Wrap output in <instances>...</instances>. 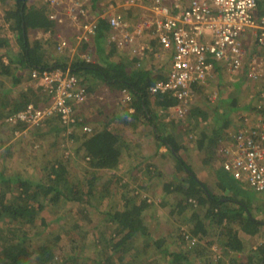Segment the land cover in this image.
Instances as JSON below:
<instances>
[{
    "label": "trees",
    "instance_id": "trees-1",
    "mask_svg": "<svg viewBox=\"0 0 264 264\" xmlns=\"http://www.w3.org/2000/svg\"><path fill=\"white\" fill-rule=\"evenodd\" d=\"M100 1L102 0H92L94 12ZM0 9L3 12V23H0V127L2 124H9L5 121V117L12 111L22 109L30 102L38 106L48 103L47 92L41 85L35 89L17 90L23 76L21 70L28 69L30 76L33 67L45 68L50 65L64 67L70 64L81 83L89 85V91L94 90L96 83L100 80L108 84L112 90L122 92L123 89H127L132 99L125 104L126 110L130 111L133 107L136 115H143L145 121L151 123L153 135L159 146L165 145L170 148V151L178 152L179 143L176 137L173 133L164 134L162 131L164 124L162 122L160 124L159 121L160 108L168 112L169 107L175 104L176 100L168 95L152 93L149 89L152 84L161 79L159 75L156 76L145 67L136 65L134 59L132 61L125 58L116 45L109 43H107L111 46L109 52L103 53L98 59L94 57L95 61L88 62L80 56H75L71 60L68 52H62L66 54L65 56L63 54V58H56L50 61L51 63H47L48 60L44 59L42 53L44 40L39 37V33L46 29L48 32L46 41H51L56 48L58 31V22L49 16L47 1L36 4L31 0H0ZM5 25L13 31L14 35L3 30L2 26ZM110 31L107 20L101 19L98 30L92 37L95 38L100 52L106 46L104 40ZM88 46L89 43L84 44L85 49H88ZM13 67L15 70L11 71ZM3 77H9L10 85H5ZM15 90L19 91L18 97L14 95ZM41 95L47 96L46 101L36 102ZM218 120L220 121V118L215 124L219 122ZM57 121H59L57 116L46 118L43 122L46 126L44 130L60 131L66 128L54 125ZM228 123L229 121H226L221 126L215 125L211 131L204 130L195 139L198 149L204 151L207 156L203 163L216 165L218 174L223 167H220V160L216 157V148L221 133ZM24 127V123H18L8 128V134L0 133L1 151L3 145L15 134V130ZM32 130L30 129L25 137ZM82 133L75 151L83 152L90 168L99 170L118 167L125 145L123 139L107 123L101 128H93L90 134ZM7 152L6 157H10L12 152L9 147ZM175 159L176 169L186 172L185 178L171 184L174 186L173 190L184 192L187 201L181 206L179 214L191 205V215L198 218L190 227V231L179 228L177 232L169 230L168 233L154 238L147 230L144 221V210L150 206L149 199L133 189L118 202L114 199L115 179L107 180L95 196L100 203L106 205L98 212L101 215L100 221L90 226L92 219H88L87 222L86 218V225L83 226L82 231L83 236L86 235L85 238L89 236L93 238L91 245L90 243L86 245L93 248L88 249V252L93 253L94 256L91 261H88L90 254L83 256L82 241H76L73 247L71 244L69 251L64 252L60 243L63 233L58 228H52V222L70 213L73 206L83 202L90 206L94 205L89 199L81 201L82 199L77 196L75 182L70 177L67 163H64L62 158L56 157L49 171L42 173V180L33 177L34 173L25 177L20 174L15 178L5 174L0 168V264H194L190 262L189 252L187 253L186 249L195 250L201 238H204L202 235L206 236L208 245L210 230L215 229V226L219 232L214 242L219 244L223 254L230 255L233 252L244 251V241L239 235L240 231L243 229L249 234H257L259 220L248 212L246 203L236 205L222 199V196L215 195V192L199 179L198 173L192 169L187 159L186 162L180 156H176ZM226 176L223 173L221 178L224 179ZM85 181L83 185L86 184L90 188V179ZM43 189L45 191L42 200L38 198V194ZM68 206L69 209L65 210ZM94 208L100 207L95 205ZM202 209L205 211L200 218L199 210ZM45 210L49 211L53 219L45 214ZM206 220L210 224H207ZM110 224L114 225V235L109 231ZM193 237L196 238L194 242ZM185 241L186 248L181 247ZM171 242L180 248L168 253ZM258 250L259 254L255 251L251 252L246 261L232 257V263L264 264V243L258 246ZM150 252H152L151 256ZM195 252L200 253L198 249Z\"/></svg>",
    "mask_w": 264,
    "mask_h": 264
},
{
    "label": "built area",
    "instance_id": "built-area-1",
    "mask_svg": "<svg viewBox=\"0 0 264 264\" xmlns=\"http://www.w3.org/2000/svg\"><path fill=\"white\" fill-rule=\"evenodd\" d=\"M46 1L52 20L61 22L66 18L75 28V42L62 38L57 43L58 51L80 50V57L88 62L93 58L83 44L96 34L101 19L107 20L111 28L110 43L120 48L130 46L140 55L144 50L137 49L136 39L151 30L163 47L172 50V58L167 76L149 89L173 97L176 103L169 109L177 117L189 113L196 87L214 75L218 63L231 76L261 82L253 112L244 113L235 130L223 134L217 156L223 168L239 183L264 191V14L256 15L258 0H106L97 3L96 12L92 0ZM144 3L150 5L153 14L135 21L120 10ZM247 31L254 35L253 49L246 46ZM30 79L44 88L49 101L42 106L30 102L5 117L11 125L25 124L23 129L15 130L16 135H26L50 116H57L69 133L77 127L86 134L93 131V126L85 123L78 113V106L89 100L90 91L70 64L33 67ZM122 92L124 100L132 99L127 89ZM195 240L193 237L192 241Z\"/></svg>",
    "mask_w": 264,
    "mask_h": 264
},
{
    "label": "rangeland",
    "instance_id": "rangeland-1",
    "mask_svg": "<svg viewBox=\"0 0 264 264\" xmlns=\"http://www.w3.org/2000/svg\"><path fill=\"white\" fill-rule=\"evenodd\" d=\"M42 1L46 0H31V2L36 4H40ZM0 23H3V12L1 9ZM2 27L4 31H9L10 34L14 35L13 31L7 28V25ZM43 47L49 52L53 50L54 44L51 43V41H46ZM167 59L168 57L166 54L159 59H156V63H159L157 65L159 72L161 71L160 65H166L168 62ZM14 70L15 67L11 69V71ZM21 72H23V76L21 82L17 86V90L35 89L38 85L31 81L28 69H23ZM18 74H20L19 71ZM8 76L10 77V75ZM9 77H3L5 79V85H10ZM220 80H223L226 85L222 86ZM237 82L239 85L233 87L232 84H236ZM96 84V86L94 85V90L90 91V96L92 95V103L90 100V103H88L85 108L80 106L81 111L79 112L82 116L84 113V117L87 115L86 118L89 120L93 128H101L103 126L104 123L101 119L105 117L104 115L113 118V121L109 126L123 139L125 145L124 153L118 167L115 169L99 170L90 168L88 159L84 157L83 152L75 151L81 140L79 137L81 135L79 129L74 130L71 133H69L66 128H63L60 131L54 129L48 131L44 130L46 126L45 124H42L30 131L26 137L25 135L14 134L8 139L0 152V168L5 174L11 175L15 178L20 174L23 175L22 177H25L34 173L35 176L33 177L42 180V173H47V171H49L52 162L56 161L54 160L56 157L62 158L64 163H67L70 170V177L75 182L77 196L82 199L81 201L89 199L94 205L90 206L89 204H83L86 202L77 204L78 206H73L70 213L65 211L67 213L66 215H63L59 220H54L52 222V228H58L63 233L60 243L63 246L62 249L64 252L69 251L71 244L73 247L76 241H82L84 244L83 256L85 254H90L88 249L91 250L93 248L86 247V245L89 243L91 245L93 238L91 236L86 238V235L83 236V226L86 225V218L87 222L88 219H92V224H90V226H93V224L100 221L99 218L101 215H99L98 212L104 209L106 205L97 200L95 197L97 195L96 192H98L100 187L107 180L111 179H115L114 199L116 201L120 202L121 199L133 189L135 192H139L150 199V206L144 210V221L147 230L154 238L158 235L168 233L169 230L177 232L179 228L190 231V227L198 218L197 216L194 217L191 215V205L179 214L181 206H183L186 201L185 195L182 190H173L174 186L171 184L172 182L181 181L183 177L185 178L186 172L176 169L175 157L180 156L185 162L187 159V162H189L192 169L198 173L199 179L202 182H208L211 185L212 179H215L214 177H216L215 174H218L216 171L217 166L203 163L207 156L204 151L198 149L195 139L201 135L202 131L212 130L215 123L212 115L214 107L219 100L229 97L230 94L231 97L236 100L238 105L237 109H234L229 113V118L231 119L230 126L236 127L244 113L253 112L252 109L254 106V99L256 98V92L258 88H260L259 84L247 79L242 83V80L234 79L227 74H222L217 78L211 77L207 81V84L200 85L197 88L196 97L192 104V110L186 117L180 118L175 116L170 110L168 112H166V110H161L159 121L160 124L161 122L164 124L162 131L166 135L167 133H173L176 137L179 143V150L177 153L174 150L173 152L170 151V148L165 145L159 146H163V150L158 148L157 139L152 131L154 137L153 140L150 135H148V137L145 135V144L141 147L138 142L135 144L136 135L134 136V132L147 130V128L151 127V123L149 124L146 121L140 122L141 118H137L136 121L132 119V121L130 120L129 122L127 121V123H123L124 119H129L131 117V115H129L130 113H134L133 107L130 108V112L126 110L125 104L129 101L124 100L123 92L112 90L108 84L101 80ZM224 88L227 89L224 91ZM17 90H15L14 95L18 97L19 91L17 92ZM225 94H227V97H224ZM46 98V95H41L36 102L43 103L46 101ZM251 103V106H247ZM88 108H90L89 111H87ZM223 108L225 109V107ZM223 108L222 110H224ZM54 125L63 127L60 121H57ZM10 126L11 124H2L0 127V133L8 134V128ZM8 147L12 152L10 157H6L8 155ZM213 172H215V174ZM82 179L84 180L82 181ZM88 179H90V188H88L86 184L83 185V182L85 180L88 181ZM184 184L186 185V182H184ZM84 187H87V189H84ZM169 187H171V190H169ZM44 191L45 189L40 190V193L38 194L39 199H44ZM95 205L100 208H94ZM81 208L82 211H80V213L79 210ZM68 209L69 206L65 208V210ZM199 211L201 218L204 215L205 210L202 209ZM45 214L53 219V216L49 214L48 210H45ZM108 228L114 235V225L110 224ZM210 232V243L208 245L206 244V236L202 235L204 238H201L202 240L196 248L200 253L195 252L196 249L193 251L188 250V248L186 249V252H189L188 256L190 262H193L194 264H233L232 257L243 259L245 261L248 259V255L251 252L247 256L245 251L240 252V255L233 254V256L223 254L219 244L214 242L215 237H218L217 233L219 232L217 226H215V229L210 230ZM253 244L254 243L250 245L254 246ZM250 245L247 244V246ZM181 247L186 248V241ZM177 248L180 247L177 244L172 243L168 247L167 252L169 253ZM151 254L152 252H150L149 255L151 256ZM93 257V253H91L90 256L88 255V261H91Z\"/></svg>",
    "mask_w": 264,
    "mask_h": 264
},
{
    "label": "crops",
    "instance_id": "crops-1",
    "mask_svg": "<svg viewBox=\"0 0 264 264\" xmlns=\"http://www.w3.org/2000/svg\"><path fill=\"white\" fill-rule=\"evenodd\" d=\"M102 1H106V0H102ZM120 10L123 13L127 14L128 18H130L133 21L138 19L140 16L153 14V11L151 10V7H150V5L148 3H144L142 5L121 7ZM263 14H264V0H258V6H257V9H256V15L260 16V15H263ZM74 31H75L74 24L71 21H69L68 19L64 18L63 21L58 22V31H57V37H56L57 43L62 38H67L72 43H74L75 42V40H74L75 37L73 36L74 35ZM39 37L43 38L44 41L42 43V46H44V43L46 42V39L48 38V32L46 33V32H42L41 31L39 33ZM253 37H254V35H253L252 31H247L244 34V40H245L246 46L249 49H253L255 47V41H254ZM95 41H96L95 38H91L90 41L88 42L89 43L88 50L90 51V53L92 55L93 61H95V58L96 59L100 58L103 53L109 52L110 47H111L110 45H115L114 43H110L109 40H108V37H106L105 40H104V42L106 41L105 42L106 46L100 52V50H98V47H97V44H96ZM107 43H109L110 45H108ZM135 46L137 47V49L140 47L141 49L144 50L143 55H140L138 53L136 54L132 50V48L130 46L120 48V47H118L116 45L117 49L121 52L122 56H124L125 58H129L130 60L134 59V62H135L136 65H140V66L145 67L146 69L150 70V73L156 74V76L159 75V77L161 79L165 78L167 76V74H168V71H169V68H170V65H171L172 50H169V49H166L165 47H163L161 45V43L159 42L158 38L152 33L151 30H147L146 33L142 37H138L136 39ZM83 48H84V44H83ZM78 51H80V50H78ZM78 51H74V52L73 51H71V52L67 51L68 52L67 54L70 55V59L72 60V58H75V56H80ZM42 53H43L44 59L48 60L47 63H51L52 60H55L56 58L61 59V58H63L66 55V54H64L62 52H59L57 47L55 48V44H54L53 50L49 51V52H47L46 49L43 47V52ZM63 54H64V56H63ZM165 54L168 57V59H167L168 62L166 63V65H164V64L160 65L161 66V71L159 72L158 71V66H157L159 63H156V59L157 58L159 59L161 56H163ZM135 59H136L137 63H136ZM222 74H225V75L227 74L228 76L230 75L228 73V71L226 70L225 66L223 64H221V63H218L216 65V68L214 70V75L212 77L213 78H217L218 76H221ZM232 77L234 79L242 80L240 78L241 77L240 75H236V76H232ZM207 81L204 84H207ZM243 81L244 80H242V83H243ZM220 82H221L222 86L226 85V83L223 80H220ZM257 83L259 84V87L261 88L262 87V83L261 82H257ZM232 85L234 87L236 85H239V83L238 82L236 84L233 83ZM199 86L196 87V90H197V88ZM260 88H258V90L256 92V98H257V93H259ZM226 89L227 88H224L223 90L225 91ZM91 97H92V95L89 97V100L87 101V103H85L84 105H80V106L82 108H85L88 105V103H90V100H91V103H92V98ZM224 97H227V94H225ZM255 99H254V102L256 101ZM151 101H153V100H151ZM192 104H193V102H192ZM192 104L190 106L189 112L192 110ZM233 105H235V107H233ZM251 105H252V103L250 105H247V106H251ZM80 106H78L79 115L81 117H83V121L85 123L91 124L89 122V120L86 118L87 115H86V117H84V113H83V116H82L81 113L79 112V111H81L80 110ZM223 107H225V109ZM222 108L224 110H222ZM237 108H238L237 102H236L235 99H233L231 97V94L229 95V97L222 98L221 100H219L217 105L214 107V111L212 113L214 121L216 122L217 119L220 118V121L218 120L219 122H217L216 124L214 123V126L215 125L216 126H221L226 121H229L228 126L225 127L224 130L221 133V138L223 137V134L225 132H230V131L232 132L236 128L235 126H232V127L230 126L231 119L229 118V116H230L229 113L232 110L237 109ZM89 110H90V108H88L87 111H89ZM161 110L165 111L164 108H160V111ZM129 115H131V117L129 119H124L123 123H127V121L129 122L130 120L132 121V119L136 121L137 118H141L140 122H143V121L146 120L143 115L142 116L141 115H136L135 113H130ZM104 116L105 117L103 119H101V120L103 121L104 125H105V123H107L109 125L113 121V118H110V116L106 117V115H104ZM146 125L149 126L148 124H146ZM76 129H79L80 133H82V131H81V129L79 127H77ZM151 131H152L151 127L147 128V130H145V131H141V132L135 131L134 132V136L136 135L135 136V138H136L135 139V144L138 142L140 147H141L143 144L146 143L145 137L146 136L148 137V135H150L152 140H153L154 137H153ZM218 143H219V141H218ZM157 147L161 148V149L163 148V146L159 147L158 142H157ZM217 149H218V144H217V148H216V155H218L217 154ZM217 159L220 160L219 157H217ZM219 163H220V167H223L222 163H221V160L219 161ZM119 169H120V167H119ZM213 173L215 174V172H213ZM223 173H225L227 175L226 177H224V179L221 178ZM219 174H220V176H219ZM219 174H215V176L217 178L214 177L215 179H212L211 185L208 182H206V183H207V185H209V188L213 192H215V195L222 196V199L227 200L229 202H233L236 205L237 204L246 203L248 212H250L252 216H254L255 218H257L259 220L260 226H259L257 234H249L248 232H246L243 229L240 231V234H239L240 237L244 241V251L246 253V256L250 252H254V251L256 252V254H259L258 245H261L262 243H264V191H256V190H254L251 186H249L246 183L245 184L244 183H239L236 179H234L223 168H221V173H219ZM206 222H207V220H206ZM207 224H210V223L207 222ZM252 243H254L253 244L254 246L250 245ZM247 244H249L250 246H247ZM233 254L234 255H240V252H233ZM233 254H230V255L233 256Z\"/></svg>",
    "mask_w": 264,
    "mask_h": 264
}]
</instances>
